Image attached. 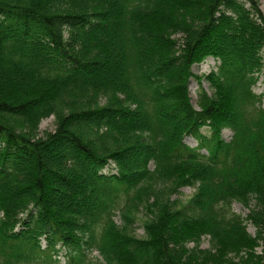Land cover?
Wrapping results in <instances>:
<instances>
[{
  "label": "trees",
  "instance_id": "1",
  "mask_svg": "<svg viewBox=\"0 0 264 264\" xmlns=\"http://www.w3.org/2000/svg\"><path fill=\"white\" fill-rule=\"evenodd\" d=\"M263 49L258 0H0V264H264Z\"/></svg>",
  "mask_w": 264,
  "mask_h": 264
},
{
  "label": "rangeland",
  "instance_id": "2",
  "mask_svg": "<svg viewBox=\"0 0 264 264\" xmlns=\"http://www.w3.org/2000/svg\"><path fill=\"white\" fill-rule=\"evenodd\" d=\"M258 1L260 3L261 9L264 12V0H258ZM263 56H264V49H263ZM215 66H216V60L213 58H207L206 60H204L200 64L194 65L193 71L198 76L207 75L215 68ZM201 87L206 89L209 93L212 92V90L209 86V82L205 78H203L201 82H199L196 78L191 80L190 91H191L193 103L195 105H196V100L198 98V92H199ZM254 90L257 94H263L264 95V71L260 77V81L255 86ZM55 128H56L55 117L51 116V117L45 118L42 120V122L39 125L38 134H39V136H42L46 132L54 131ZM203 132L206 133L205 130H203ZM231 135H232V132L230 130H228V129L223 130V138L225 140H229ZM186 142L191 146H197V144H198L197 139L192 137V136L188 137L186 139ZM114 166H115L114 163H112L111 168ZM150 167H151V165H150ZM109 169H110V166L108 168H105L104 171H108ZM178 192H179L178 194L173 195V199H178L180 202L186 203L193 196V194L195 192V188L190 187V186H182L179 188ZM230 210L233 213L240 214L244 218L250 212L249 208L245 207L242 203H240L238 201L232 202ZM147 218H148V216L144 210H141L139 212V214L137 215V223L135 226L136 230L134 233L138 237L145 236V230L143 228V223H144V221L147 220ZM115 219H116L118 224L123 223V219L120 218V214L118 212H117ZM248 231L251 234H255V232H256L255 227L250 222H248ZM42 246H43V248H46V246H47L46 241L44 239L42 240ZM209 246H210V243L208 241V238H204V240L202 242V248H209ZM53 259L56 260L57 262L56 261H54V262L45 261L44 255H42V257L39 260H37L35 262H31L29 264H68V262L70 260V251L65 249V248H61L59 250L58 254L53 253ZM85 262H86V264H104V260L102 259L101 255L98 253V251H92V252L88 253Z\"/></svg>",
  "mask_w": 264,
  "mask_h": 264
}]
</instances>
